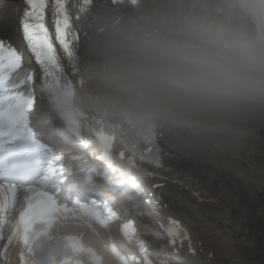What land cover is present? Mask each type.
Here are the masks:
<instances>
[{
	"label": "clouds",
	"instance_id": "obj_1",
	"mask_svg": "<svg viewBox=\"0 0 264 264\" xmlns=\"http://www.w3.org/2000/svg\"><path fill=\"white\" fill-rule=\"evenodd\" d=\"M83 27V84L52 91L64 113L203 143L264 119V0H119ZM56 227L63 237L98 234L91 215ZM97 254L126 264L113 250Z\"/></svg>",
	"mask_w": 264,
	"mask_h": 264
},
{
	"label": "bare ground",
	"instance_id": "obj_2",
	"mask_svg": "<svg viewBox=\"0 0 264 264\" xmlns=\"http://www.w3.org/2000/svg\"><path fill=\"white\" fill-rule=\"evenodd\" d=\"M9 4L0 6V36L13 39L17 3ZM248 132L203 143L161 130L163 150L171 158L167 171H155L163 180L154 183L164 184L155 190L156 198L166 214L179 218L189 230L186 249H193L201 260L181 256L183 261L212 264L204 255L213 253L218 264H264V222L261 213L256 214L264 206V154L251 145Z\"/></svg>",
	"mask_w": 264,
	"mask_h": 264
},
{
	"label": "snow or ice",
	"instance_id": "obj_3",
	"mask_svg": "<svg viewBox=\"0 0 264 264\" xmlns=\"http://www.w3.org/2000/svg\"><path fill=\"white\" fill-rule=\"evenodd\" d=\"M115 4L117 0H112ZM27 5L23 11L22 19L20 20V31L24 42L27 44L30 51L34 54L37 63L41 66L45 77L46 90L48 92L49 103L52 110L56 113L65 123L67 128L71 131L72 135L77 138L80 137V125L86 115H68L64 113L59 107V98L52 96L53 89L62 86H72L71 81H63V70L60 66L56 50L52 45L49 38L48 30L44 23V10L47 6L46 0H25ZM91 0H84L85 5H89ZM54 23L56 29V39L61 45L64 53L69 58H74L75 48L73 45L78 42L79 36L72 29L69 21V16L65 10L64 0H55L54 9ZM22 66V58L17 50L5 41L0 40V88H4L8 79L9 73L16 72ZM79 75V71H76ZM52 77L53 83L48 84L47 78ZM33 76L30 72L25 73L23 79L19 82L20 86H30ZM79 85L83 84V80L79 78ZM33 97L17 92L14 96L7 98L5 101L0 100V124H14L17 121L28 119V114L33 109ZM97 139L101 145V159L108 165L109 168L114 169L115 164L111 156V145L114 136L99 131ZM139 143L147 145L146 152L142 151L140 158L147 159L149 163L155 166L161 164V154L158 145L156 144V131L155 130H140ZM139 147L134 144L133 150ZM123 156V153H121ZM144 174L143 172L141 173ZM147 175H152L147 173ZM132 188H137L136 183L131 184ZM7 188L9 192H15L16 184H6L0 186V190ZM26 191L29 195L24 196L23 204L20 207L18 220L12 227L11 235L8 237L10 244L15 238L21 244V251L19 259L21 264H31L30 257L32 255V243L35 236L43 234L36 232V225H44V232L56 225L61 218L68 216H83L91 215L97 224L107 226L110 219L115 217L116 213L108 209L106 213H102L96 206L82 204L79 201L73 202V206L62 204L57 199L59 189L53 192L47 190H37L34 187H28ZM131 232H135V227L132 221H129L125 226ZM171 242L176 243L175 234L169 233ZM187 238V237H185ZM67 249L62 264H82L84 258L91 261V264H100V256L97 252L88 246H85L80 240L69 237L64 244ZM7 251V245H5ZM114 252H117L113 249ZM117 254H120L117 252ZM121 255V259L128 260L125 256ZM145 264H150V261L145 260Z\"/></svg>",
	"mask_w": 264,
	"mask_h": 264
},
{
	"label": "rangeland",
	"instance_id": "obj_4",
	"mask_svg": "<svg viewBox=\"0 0 264 264\" xmlns=\"http://www.w3.org/2000/svg\"><path fill=\"white\" fill-rule=\"evenodd\" d=\"M256 125H254L255 128H257V131H260V126H262L258 121L254 122ZM248 140V139H247Z\"/></svg>",
	"mask_w": 264,
	"mask_h": 264
}]
</instances>
